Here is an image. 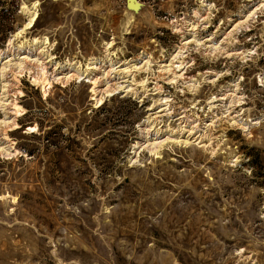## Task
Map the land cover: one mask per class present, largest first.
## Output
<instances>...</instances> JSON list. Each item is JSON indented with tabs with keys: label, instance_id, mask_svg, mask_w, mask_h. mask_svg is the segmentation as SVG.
Here are the masks:
<instances>
[{
	"label": "rangeland",
	"instance_id": "rangeland-1",
	"mask_svg": "<svg viewBox=\"0 0 264 264\" xmlns=\"http://www.w3.org/2000/svg\"><path fill=\"white\" fill-rule=\"evenodd\" d=\"M127 1L0 0V264H264V0Z\"/></svg>",
	"mask_w": 264,
	"mask_h": 264
},
{
	"label": "bare ground",
	"instance_id": "bare-ground-1",
	"mask_svg": "<svg viewBox=\"0 0 264 264\" xmlns=\"http://www.w3.org/2000/svg\"><path fill=\"white\" fill-rule=\"evenodd\" d=\"M128 3H129V6H133V4L135 3V1L134 0H128L127 1ZM34 19H35V14H33L32 16H31V18H30V20H29V25H31V23L34 21Z\"/></svg>",
	"mask_w": 264,
	"mask_h": 264
},
{
	"label": "water",
	"instance_id": "water-1",
	"mask_svg": "<svg viewBox=\"0 0 264 264\" xmlns=\"http://www.w3.org/2000/svg\"><path fill=\"white\" fill-rule=\"evenodd\" d=\"M134 1H135V3L133 4V6L132 5L129 6V3H128V7H131L132 9H137L139 4H138V2H136V0H134Z\"/></svg>",
	"mask_w": 264,
	"mask_h": 264
}]
</instances>
